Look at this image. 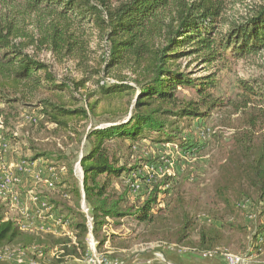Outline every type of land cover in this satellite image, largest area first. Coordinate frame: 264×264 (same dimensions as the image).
I'll return each mask as SVG.
<instances>
[{"label": "trees", "instance_id": "trees-1", "mask_svg": "<svg viewBox=\"0 0 264 264\" xmlns=\"http://www.w3.org/2000/svg\"><path fill=\"white\" fill-rule=\"evenodd\" d=\"M229 2L0 0V113L4 125L2 135L8 143L13 146L21 141L18 135L14 136L18 107H34L43 123L64 130L75 131L74 123L96 117L99 109L101 116L108 117L105 122L111 124L87 131L88 151L79 160L82 195L91 210L90 231L98 250L108 240L106 236L99 237L102 229L112 221L131 217L138 223L152 225L153 237L166 245L184 244L192 230H196L198 238L194 247L182 246L189 248L194 257L215 258L221 254L218 245L222 225L210 224L212 218L207 217L209 227L202 225L195 229L191 215L184 210L182 196L173 193L163 201L158 200L169 192L171 178L168 176L145 184V198L140 206L126 205L131 194L128 179L138 166L120 165L107 144L128 141L132 145L149 139L157 144L177 141L182 147L179 136L183 121L200 123L214 110L225 107L224 101L215 97L219 86L215 75L191 78L181 69L180 60L195 56L202 64L210 65L228 57L244 59L264 50V0L237 21H229L225 16ZM93 41L99 42L96 46L102 51L98 69H93L90 63ZM29 48L34 51L46 48L59 60L73 61L82 77L78 80L57 78L51 67L30 53ZM88 84H94L95 88L89 91ZM242 87L243 107L246 109L252 103L260 108L258 113L254 110L247 117L246 129L232 133L235 155L229 159L234 160L231 162L233 174L228 172L230 177L226 185L217 188V195L225 211L236 209L244 214L239 204L250 202L251 198L242 189L241 180L255 190L258 203L264 206V90L249 84ZM84 89L88 90L86 99H76L73 94ZM183 89H190L196 98H181L178 91ZM80 101H84L83 106H79ZM235 110L238 111V106ZM258 123L263 124L262 133L256 131ZM195 146L190 142L183 145L187 151ZM49 155L41 152L25 160L32 162ZM63 158L57 155V161ZM61 166L67 176L56 188L61 198L72 199L74 206L60 205L49 195L43 198L62 222H68L72 236L23 230L20 214L17 212L15 217L8 218L7 203L0 201V249L16 247V252L26 256V251L32 248L33 259L48 257L41 264H67L85 258L89 225L84 214L77 212L82 195L70 165ZM122 175L124 183L117 193L112 189L113 181ZM235 186L240 193L233 205L227 192L235 191ZM164 202V209H154ZM43 224L50 226L49 214L44 215ZM243 230L247 232L245 227ZM251 239L259 248L260 240L264 239V226ZM170 255L167 261L177 264L176 258Z\"/></svg>", "mask_w": 264, "mask_h": 264}, {"label": "rangeland", "instance_id": "rangeland-1", "mask_svg": "<svg viewBox=\"0 0 264 264\" xmlns=\"http://www.w3.org/2000/svg\"><path fill=\"white\" fill-rule=\"evenodd\" d=\"M116 1L118 0H113V2ZM260 3L261 0H230L225 11V16L229 21H237L240 17L246 15L252 7ZM98 43L93 41L91 44L93 54L90 55V63L93 69H98L101 64L102 51L98 50L96 46ZM28 51L47 63L57 78L78 80L82 77V73L76 69L75 63L71 60H59L46 48L36 51L29 48ZM197 59L195 56L183 58L180 60L181 69L188 73L191 78H199L207 74L215 75L219 81L215 97H219L224 101V108L214 110L209 118L200 123L197 121L191 123L188 120L183 121L180 125L183 130L179 136L182 147H180L177 141L174 143L157 144L151 142L149 139L137 141L132 145L128 141H112L107 146L110 152H114V155L119 159L120 165H126L127 167L138 166L135 171L131 172V176L137 172L146 175L151 164L162 163L161 160L163 159L164 161L170 160L171 163L166 165L165 171L168 173L165 176L171 178L168 184L169 192L166 196L162 195L161 198L159 197L158 200L163 201L173 195V193L179 194L184 199V210L191 215L195 229L202 225L205 227H209L208 225L210 224L222 225L219 231L220 240L218 245L221 253L226 252L243 256L245 257V264H264V247L256 248L254 246L255 243L251 239L252 234L260 226H264V206L260 204L262 202L258 203L259 195L255 193L253 188H248L247 184L241 180L242 189L249 194L251 198L250 202L253 203L255 218L250 222L245 219L243 213L241 214L236 209L233 212L225 211L222 200L217 195V188L222 184L226 185V180L230 177L228 172H233L231 162L234 160L229 159L235 155L233 153L232 133L233 131L240 132L246 129L245 120L254 110L255 114L258 113V108H260L256 104L249 103L245 109L243 107L244 100L241 95L245 92L242 85L246 84L252 85L255 89L260 88L264 90V50L256 55L247 56L244 59L236 60L228 57L210 65L202 64ZM122 74H125V72H122ZM86 88L92 91L95 85L88 84ZM87 92L88 90L84 89L73 95L78 100L81 97L85 100L84 95ZM178 95L186 99L196 98L190 89L179 90ZM80 105L83 106L84 101H80ZM237 106L238 111L235 110ZM253 106L256 108L254 109ZM17 109L20 113L14 124L21 141L19 144L13 146L8 143L9 149L6 153L8 160L12 159V161L16 162L18 160L30 159L37 153H50L48 157H42L39 161H45L46 165L53 168L60 180L66 179L67 176L66 170L64 174L59 172L60 168L63 167L61 165H70L75 185L80 189L82 195V170L79 166V160L88 151L85 135L89 129L110 126V123L105 122L108 117L105 115L101 116L99 109L96 117L74 123L73 128L75 131H71L55 128V126L43 123L38 110L34 107L30 109L18 107ZM25 115L39 117V120L36 123H29L24 120ZM0 117H2L1 113ZM262 127L263 124L258 123L255 127L256 131L261 130L259 133H262ZM204 128L208 129L211 133L205 139H202L200 131ZM188 142L191 144L195 143L196 145L192 148V157L184 156L188 152L184 150L185 147L183 145L185 146ZM57 155H61L64 158L57 161ZM24 179L25 181L22 182L21 189L26 192L28 191L29 183L27 180L29 178L26 179L25 177ZM123 183L122 175L118 180L113 181L112 189L119 193ZM56 187L55 184L52 194L49 195L51 199L58 201L60 205L65 203L74 206L72 199L67 200L65 199L66 196L61 198L60 192ZM173 187L176 188L173 190ZM41 189L39 188V191H42L40 193H44ZM144 189L145 186L142 187L140 193L129 194L126 205L140 206L145 198L143 196ZM233 189L235 191L230 189L227 192L231 204L236 203L234 200L237 198L235 197L240 193L238 186L233 187ZM82 197L77 208V212L81 214H83V204L84 206L87 204ZM239 201L240 199L237 202ZM164 204L165 202L160 203L154 209H164ZM5 208L8 218L15 217L17 214L15 209ZM64 212L65 210H63ZM164 212L162 211L163 214H165ZM207 217L212 218L210 224L206 222ZM214 217H217L218 220H213L215 219ZM243 227L246 228L247 232L243 230ZM152 231V225L138 223L131 217L116 220L114 223L112 221V224L102 229L99 234L100 238L106 236L108 243L105 242L97 251L99 253H107L110 249L112 251L114 249V253H107V256L112 260L123 262L122 264H129L134 261L138 263V261L143 260L140 259L141 256L150 257L152 253L159 254L157 260H159L160 264L169 262L167 261V256L170 254V256L175 258L182 256L192 259V263L188 264H225L220 259V255H217L220 258H194V255L188 250L189 248L182 247L185 244L188 247H194V243H196L198 238L196 230H192L189 238L184 244L180 245L175 243L166 245L164 242H160V240L154 238L151 234ZM87 236L85 239L86 246ZM16 250V247L0 249V264H15L18 253ZM34 253L35 250L32 248L27 250L26 256L22 258V264H29L33 260L38 261L40 264L47 262L48 257L46 260L39 257L33 259Z\"/></svg>", "mask_w": 264, "mask_h": 264}, {"label": "built area", "instance_id": "built-area-1", "mask_svg": "<svg viewBox=\"0 0 264 264\" xmlns=\"http://www.w3.org/2000/svg\"><path fill=\"white\" fill-rule=\"evenodd\" d=\"M24 120L29 123H36L39 117L33 115H25ZM4 129L3 119L0 117V201L6 202L9 209H15L20 216L23 218L21 223V228L27 231H52L59 232L63 235L72 236L68 231V222H62L61 218L57 217L56 213L53 211L51 205H49L45 199L39 193V187L41 185H49L54 187L55 184L60 183V178L53 168L46 165L45 161L28 162L26 160L12 161L8 160L6 155L8 147V141L3 137L2 131ZM211 132L208 129H202L200 131V136L205 139L209 136ZM17 132H14V136ZM192 149L184 154L185 157H192ZM162 163H154L149 166L146 175H142L141 172L133 174L129 179V189L130 193H139L145 184L154 183L161 179L168 173H166V165L170 164V160L164 161ZM64 174L65 168H60L59 171ZM31 180V187L28 191H20L22 182L25 178ZM83 199V197H82ZM82 213L84 214L87 224L89 225V232L87 236V251L85 258L83 260H74L67 264H120L116 260H112L107 256V253H99L97 251V241L93 238L90 231L91 217H90V207L83 204ZM239 208L244 212V217L247 221H253L255 214L253 211V205L249 201H242L239 204ZM31 210L33 213L31 214ZM49 214L50 226L45 227L44 215ZM59 231H55V229ZM260 247H264V239L260 240ZM210 256V255H209ZM221 259L225 264H245V257L231 254V253H221ZM25 255L21 252L17 253L16 264H22V258ZM29 264H35L29 262Z\"/></svg>", "mask_w": 264, "mask_h": 264}, {"label": "crops", "instance_id": "crops-1", "mask_svg": "<svg viewBox=\"0 0 264 264\" xmlns=\"http://www.w3.org/2000/svg\"><path fill=\"white\" fill-rule=\"evenodd\" d=\"M41 160L40 158L36 159L35 161L33 162H37ZM28 181V189L31 187L29 186L31 183V180H27ZM39 188H42L41 190L44 191V193H41L42 195H45V196H42L44 198H46L48 195H51L52 194V187H50L49 185L45 184V185H42L40 186ZM42 192V191H39V193ZM108 243V242H107ZM114 249L113 251L110 249L109 251H107V253H110V254H113L114 253ZM121 251V250H120ZM184 254V253H183ZM157 257H159V254L158 253H152V255L150 257L148 256H141L140 259H143V260H140L138 261H134V262H130L129 264H160L159 260H157ZM195 258V257H194ZM195 261V260H193ZM176 262L177 264H188V263H192V259L190 258H185V257H178L176 258ZM123 262H120V264H122ZM16 264V263H15ZM166 264H171L170 262H166ZM175 264V263H173Z\"/></svg>", "mask_w": 264, "mask_h": 264}]
</instances>
